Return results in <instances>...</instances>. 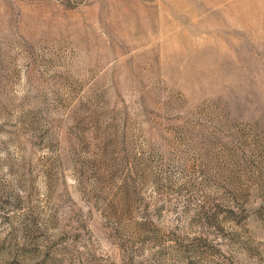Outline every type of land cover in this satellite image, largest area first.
<instances>
[{
  "label": "rangeland",
  "instance_id": "rangeland-1",
  "mask_svg": "<svg viewBox=\"0 0 264 264\" xmlns=\"http://www.w3.org/2000/svg\"><path fill=\"white\" fill-rule=\"evenodd\" d=\"M0 264H264V0H0Z\"/></svg>",
  "mask_w": 264,
  "mask_h": 264
}]
</instances>
